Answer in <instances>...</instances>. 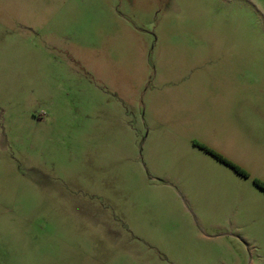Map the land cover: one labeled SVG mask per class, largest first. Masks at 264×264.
Wrapping results in <instances>:
<instances>
[{
    "label": "rangeland",
    "instance_id": "1",
    "mask_svg": "<svg viewBox=\"0 0 264 264\" xmlns=\"http://www.w3.org/2000/svg\"><path fill=\"white\" fill-rule=\"evenodd\" d=\"M255 181L264 0H0V264H264Z\"/></svg>",
    "mask_w": 264,
    "mask_h": 264
},
{
    "label": "trees",
    "instance_id": "2",
    "mask_svg": "<svg viewBox=\"0 0 264 264\" xmlns=\"http://www.w3.org/2000/svg\"><path fill=\"white\" fill-rule=\"evenodd\" d=\"M205 149V151H207L209 154H211L212 156H214L216 159H218L219 161L229 165L234 171H236L237 173L239 174H242V175H246L242 170H240L239 168L233 166L232 164H230L228 161H226L224 158H222L220 155L212 152L211 150L205 148V147H202ZM255 184L264 191V185L259 183L258 181H255Z\"/></svg>",
    "mask_w": 264,
    "mask_h": 264
}]
</instances>
